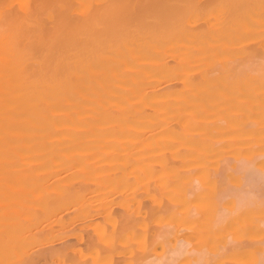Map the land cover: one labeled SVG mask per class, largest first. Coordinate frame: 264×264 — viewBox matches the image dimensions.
Wrapping results in <instances>:
<instances>
[{"label":"bare ground","instance_id":"6f19581e","mask_svg":"<svg viewBox=\"0 0 264 264\" xmlns=\"http://www.w3.org/2000/svg\"><path fill=\"white\" fill-rule=\"evenodd\" d=\"M0 264H264V0H0Z\"/></svg>","mask_w":264,"mask_h":264}]
</instances>
